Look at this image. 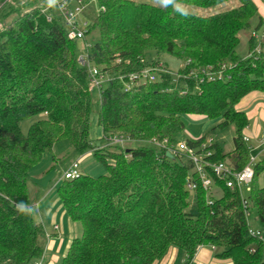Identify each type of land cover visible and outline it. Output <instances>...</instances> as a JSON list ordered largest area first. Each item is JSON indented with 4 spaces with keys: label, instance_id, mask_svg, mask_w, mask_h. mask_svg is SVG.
<instances>
[{
    "label": "trees",
    "instance_id": "trees-1",
    "mask_svg": "<svg viewBox=\"0 0 264 264\" xmlns=\"http://www.w3.org/2000/svg\"><path fill=\"white\" fill-rule=\"evenodd\" d=\"M24 1L0 0V264L42 261L47 234L33 220L27 175L62 139L78 153L92 149L107 172L58 184L64 208L82 229L61 264H154L171 247L185 250L189 262L204 245L220 248V256L234 264H264V185L257 181L264 157L245 197L213 174L214 189H205L186 155L170 158L165 148L127 149L112 142L119 136L175 145L186 127L184 116L199 114L236 129L233 149L223 154L213 144L211 160H227L238 170L248 165V117L236 105L252 91L264 92V52L256 50L252 32L249 52L240 57L236 50L243 30L263 29L256 3L87 0L80 39L86 58L113 77L96 96L59 5ZM150 52L168 53L184 64L176 73L160 71L156 81L124 90L120 76L147 68ZM226 63V77L200 80L207 66L217 70ZM34 116L24 133L21 122ZM92 116L114 154L90 139ZM186 140L199 147L205 138ZM189 177L195 190L187 186ZM21 204L24 213L17 210ZM253 208L256 227L247 218Z\"/></svg>",
    "mask_w": 264,
    "mask_h": 264
},
{
    "label": "rangeland",
    "instance_id": "rangeland-1",
    "mask_svg": "<svg viewBox=\"0 0 264 264\" xmlns=\"http://www.w3.org/2000/svg\"><path fill=\"white\" fill-rule=\"evenodd\" d=\"M21 1L23 2L24 0ZM86 1L87 0H83V3H86ZM224 6H229V4ZM76 7L77 3L73 1L70 4V8L75 9ZM87 18V15L83 14L78 16L77 20L79 24L82 25L84 20ZM251 32L255 34V38L253 40L255 47L258 48V46H261V37L264 34L262 28H258L256 30L254 28L243 30L240 35V43L236 50L237 54L240 57H243L248 53V49L250 47L249 38ZM77 40V54L79 57L80 55L85 53V49L82 44V41L80 39ZM157 60L159 62H162V65L165 67V69L170 70L172 73H176L179 68L182 67L184 64L182 60L168 53L157 54L156 52H150L146 56L147 69H151ZM93 92H95L96 94L98 93L96 91ZM96 96H99V94H97ZM95 116H92L91 118L90 139L95 145H101L103 141V131L102 128L97 124ZM36 119V116L24 119L21 122L22 131L26 133L31 123H33ZM184 121L186 127L183 132L178 136L177 143H179L181 140H185L188 138L192 139L196 137H204L207 142L212 141L213 144H218L223 154H227L233 149V139L236 130L234 124L221 126L219 124L221 121L220 119L212 120L199 114L186 115L184 116ZM261 142H263V145L261 144V147H257L256 145L258 143L256 142V140L249 139L248 137L247 144L250 146L251 150V160L249 162V165L252 168L255 167L259 159H262L264 157V138H262ZM121 144L124 148L127 149L136 146L159 147L158 145H154L153 143L151 144L145 141L143 142L134 140H127ZM105 146L108 152L114 154L115 149L113 147L109 146L107 143ZM91 150L92 149L87 148L84 150V152L78 153L69 140L62 139L54 145L53 153H46L42 161H40L39 164L34 166L28 172L27 182L29 197L32 204V217L35 222H38L39 224L43 225L48 233L53 229V224L51 222L52 220L47 212V207H43L40 204L36 203L37 200H39L41 196L47 194L49 196V201L47 203L49 204L48 206L57 202L60 203L59 205L62 204V201L56 191V185L63 181L65 171L76 160H79L80 162V169L82 173L89 174L94 177L99 176L101 174H105L107 172L106 165L104 164V162H101L96 159L93 154L88 155ZM225 159H229V157L226 156ZM257 181L260 186L264 185V172L259 174ZM250 189L251 182H243L239 188L241 194L245 197L248 196V194L250 193ZM220 194L221 191H218L217 196H220ZM54 207L57 206L55 205ZM65 215L67 218H69V215H67L66 213ZM257 216L258 215L256 208L249 210L247 218L248 222L253 227H256L258 225ZM59 238H61V236H59ZM64 250L65 247L62 248L61 251H58L59 258L55 262V264H61ZM46 252L42 257L43 264L48 258H50L49 253ZM52 253H55V250L52 251Z\"/></svg>",
    "mask_w": 264,
    "mask_h": 264
},
{
    "label": "built area",
    "instance_id": "built-area-1",
    "mask_svg": "<svg viewBox=\"0 0 264 264\" xmlns=\"http://www.w3.org/2000/svg\"><path fill=\"white\" fill-rule=\"evenodd\" d=\"M55 2L59 5L61 11L63 12L64 18L70 27L68 32L69 38L73 40L82 39L84 37V28H82V26L87 24V20L85 19L83 24L80 26L77 18L78 16L82 15L84 6L86 5H84L82 0H78L77 7L75 9H71L70 3L67 0H55ZM262 27L264 31V20ZM256 50L261 51L262 47L258 46ZM78 62L89 68L90 89L100 94L106 82L110 81L113 77L109 72L103 71L100 67L92 65L86 58L85 53L78 57ZM162 64V62H159L151 69L144 68L139 72H132L127 76V78L120 76L124 82V90L128 91L138 83L156 81L159 77L158 73L160 71H168ZM230 67L231 63L223 64L221 68L217 70L213 69L211 66H207L201 71L200 80L203 81L206 78L210 80H213L214 78H224L226 77L225 70ZM197 138L199 137H196V139ZM245 139L248 140L247 137H245ZM124 141L126 140L119 136H114L112 139V142L115 143H123ZM166 143L167 140L164 142L154 141V144L161 148L167 149V152H171L172 154L186 155V157H188L193 163V171L200 175L203 187L209 191L214 189L215 184L212 174L223 180L226 186L231 189H239L243 182H251L254 177V168H252L249 164L243 169L238 170L231 162L227 160L212 161L211 157L214 154V150L211 149V146L213 145L212 141L207 142L204 140L199 147L190 146L186 139L181 140L175 145H167ZM82 174L80 162L79 160H76L65 171L63 178L75 179L79 178ZM187 186L190 190H195L197 188L196 182L191 177L188 178ZM250 232L252 235L261 236V232L259 230L250 229ZM254 250V248H251V251ZM34 264H42V261H36Z\"/></svg>",
    "mask_w": 264,
    "mask_h": 264
},
{
    "label": "crops",
    "instance_id": "crops-1",
    "mask_svg": "<svg viewBox=\"0 0 264 264\" xmlns=\"http://www.w3.org/2000/svg\"><path fill=\"white\" fill-rule=\"evenodd\" d=\"M253 1L256 3L258 11L264 19V0ZM261 47L264 52V43L263 45H261ZM249 50L250 47L248 49V52ZM236 108L238 110L245 111L248 117V125L244 129L245 137L256 140V142L258 143L256 146L261 147V144L263 145V142L261 141L262 138H264V92L252 91L248 93L240 100V102L236 105ZM104 145H106V141L103 139L101 146ZM91 151L90 153H88V155H94L93 151ZM57 186L58 184L56 185V191ZM48 201L49 196L45 194L41 196V198L37 200L36 203L40 204L43 207H47V212L53 224V229L49 231V233L46 231L47 241L45 252L47 250L46 253H49L50 258H48L46 261L44 259V264H55V262L59 258L58 251H61V249L65 247L63 253L64 257L73 239L81 235L82 229L79 222L74 221L70 216H68L69 218L66 217L65 213L67 215L69 214L64 208V205H62L63 203L59 205L60 203L57 202L48 206ZM55 205L57 207H54ZM59 236H61V238H59ZM54 250L55 253H52V251ZM220 253V248H213L211 246L204 245L199 247L196 251V254L194 255V258L191 261L187 262V253L185 250L178 247H171L168 252L154 264H234L231 258L220 256Z\"/></svg>",
    "mask_w": 264,
    "mask_h": 264
},
{
    "label": "clouds",
    "instance_id": "clouds-1",
    "mask_svg": "<svg viewBox=\"0 0 264 264\" xmlns=\"http://www.w3.org/2000/svg\"><path fill=\"white\" fill-rule=\"evenodd\" d=\"M48 4L51 5L53 3H55V0H47ZM160 2L162 4H170L172 2V0H160ZM17 210L24 213L26 211L25 206L21 205H17Z\"/></svg>",
    "mask_w": 264,
    "mask_h": 264
},
{
    "label": "water",
    "instance_id": "water-1",
    "mask_svg": "<svg viewBox=\"0 0 264 264\" xmlns=\"http://www.w3.org/2000/svg\"><path fill=\"white\" fill-rule=\"evenodd\" d=\"M167 155H168L170 158H174V155H173L171 152H167Z\"/></svg>",
    "mask_w": 264,
    "mask_h": 264
}]
</instances>
